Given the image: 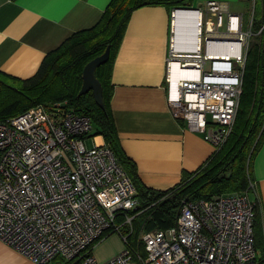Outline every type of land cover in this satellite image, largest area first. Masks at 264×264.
<instances>
[{"label": "built area", "instance_id": "built-area-1", "mask_svg": "<svg viewBox=\"0 0 264 264\" xmlns=\"http://www.w3.org/2000/svg\"><path fill=\"white\" fill-rule=\"evenodd\" d=\"M178 11L172 10L168 104L187 129L219 149L238 113L255 12L246 27L244 13L225 0L184 10L196 19L192 44L185 34L176 40ZM93 130L91 116L67 101L0 120L1 241L38 264L58 256L76 264H260L252 182L240 193L184 199L174 225L143 232L144 253L132 247L128 212L139 207L138 192L105 141L88 143ZM108 232H118L124 248L101 263L92 251Z\"/></svg>", "mask_w": 264, "mask_h": 264}, {"label": "crops", "instance_id": "crops-1", "mask_svg": "<svg viewBox=\"0 0 264 264\" xmlns=\"http://www.w3.org/2000/svg\"><path fill=\"white\" fill-rule=\"evenodd\" d=\"M111 1L0 0V96L1 81L19 83L35 75L49 53L75 33L96 26ZM172 10L163 5H147L132 13L111 73V108L118 147L136 163L138 176L146 186L163 191L179 184L184 174L198 171L218 150L202 134L187 129L182 119L175 118L168 104L165 77L174 35ZM176 22V29H182L184 23L189 29L193 23L180 19ZM175 32L177 40L179 33ZM2 101L0 97V106ZM93 142L102 144L104 138L91 135L88 143ZM252 176L255 189L250 191V197L259 212L261 258L264 140L252 159ZM123 248L121 238L110 233L95 244L92 254L103 263ZM0 264L38 263L0 240ZM50 264L76 263L58 256Z\"/></svg>", "mask_w": 264, "mask_h": 264}, {"label": "trees", "instance_id": "trees-1", "mask_svg": "<svg viewBox=\"0 0 264 264\" xmlns=\"http://www.w3.org/2000/svg\"><path fill=\"white\" fill-rule=\"evenodd\" d=\"M147 5H163L174 9L190 7L192 0H112L96 26L75 33L58 49L49 53L35 75L23 79L18 85L1 81L0 96L3 99L0 120L24 112L37 104L49 105L65 101L78 113L91 116L94 125L92 135L103 136L136 186L140 205L128 212L133 216L132 227L135 225L133 231H129L131 234L128 237L129 244L141 250V253H144L143 242L139 239L141 231L165 229L174 225L184 199H212L220 194L240 193L249 189L251 182L254 183L252 159L264 140V130H261L264 116L263 28L258 35L259 43L254 44L246 65L238 113L224 144L198 171L184 174L182 181L168 190L153 189L140 180L136 163L118 147V133L111 108L114 91L111 73L116 51L132 13ZM254 19L258 32L264 25V0H255ZM107 47L111 48L110 58L96 69V75L103 86L104 106L101 107L95 101L92 91L82 95L79 92L83 84L85 65L104 53ZM27 105L29 107L26 109L22 108ZM20 108L22 110L18 111ZM255 213L254 234L258 247L261 233L256 207ZM259 261L264 264V256Z\"/></svg>", "mask_w": 264, "mask_h": 264}, {"label": "rangeland", "instance_id": "rangeland-1", "mask_svg": "<svg viewBox=\"0 0 264 264\" xmlns=\"http://www.w3.org/2000/svg\"><path fill=\"white\" fill-rule=\"evenodd\" d=\"M206 1H208V0H192V5L190 7H192V8L201 7V6H203L206 3ZM229 2L231 3V6L233 7V9L239 10L240 12L244 13V15H245V23H246V27H247V22H248L249 18L255 12L254 3H252L251 0H232V1H229ZM183 25L185 27L187 25V23H184ZM192 26H193V23H192L190 29H187L191 33H192V31H191L192 30ZM178 33H182L183 34L181 28H179ZM186 33L188 34L187 31H186ZM258 35H259V32H257V30L254 28L253 29V36H252V39H251V42H250L249 52H248V55H247V58H246L245 66H244V74L246 73V65H247V63H248V61L250 59L253 46H254L255 43H257L259 41V39H258L259 36ZM256 73H258V69L256 70ZM7 84L18 85L17 82L16 83H14V82L13 83H7ZM256 87H257V80H256ZM255 97L256 98L258 97L257 89H256V96ZM256 98H254V101H255ZM49 101H51V100H49ZM27 107H29V106L27 105V106L22 107V108L26 109ZM22 108H20L18 111H21ZM249 118H251V114H250ZM261 130H264V116H263V126L261 127ZM96 136H100V134H96ZM130 228H131L130 226L129 227H123L122 228L123 233L125 235H128L129 231H130ZM133 228H135V225L133 226ZM134 232H135V230H134ZM114 233L117 234L119 236V238H121L122 242L124 241L123 237L118 232H114ZM142 234H143V230L139 234V239H141Z\"/></svg>", "mask_w": 264, "mask_h": 264}, {"label": "water", "instance_id": "water-1", "mask_svg": "<svg viewBox=\"0 0 264 264\" xmlns=\"http://www.w3.org/2000/svg\"><path fill=\"white\" fill-rule=\"evenodd\" d=\"M180 11L195 9L192 7H178ZM111 48L107 47L104 53L91 59L83 69V84L80 89L79 95L86 94L89 91L93 92L95 101L101 107L104 106L103 101V86L101 81L96 75V69L102 64L106 63L110 58ZM179 213L177 214V218Z\"/></svg>", "mask_w": 264, "mask_h": 264}, {"label": "bare ground", "instance_id": "bare-ground-1", "mask_svg": "<svg viewBox=\"0 0 264 264\" xmlns=\"http://www.w3.org/2000/svg\"><path fill=\"white\" fill-rule=\"evenodd\" d=\"M193 17H194V14L192 12H189V11H178V12H176V15H175V23H177L176 20L179 21V19L183 20L185 22H193V26H192V30H191L192 33L190 31H188V34H187L186 31H187L188 28L186 26L182 27V32H183V34L185 33V36L188 39L192 38L191 34L194 35V29H195V26H196V19H194ZM178 30H179V28L178 29L175 28V31H177V33H178ZM183 38H184V36L179 33L178 34V38H177V42L182 41ZM194 41H195V37H193V39L191 40V43L194 44ZM179 75H182V73H179Z\"/></svg>", "mask_w": 264, "mask_h": 264}]
</instances>
